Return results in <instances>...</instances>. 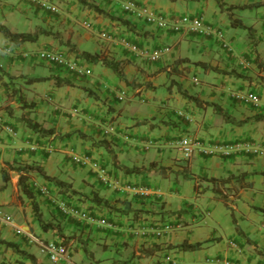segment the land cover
<instances>
[{"label": "crops", "instance_id": "crops-1", "mask_svg": "<svg viewBox=\"0 0 264 264\" xmlns=\"http://www.w3.org/2000/svg\"><path fill=\"white\" fill-rule=\"evenodd\" d=\"M48 1L58 6L57 12L44 10L29 0H20L8 8L7 4H1L2 8L6 7V26L11 31H33L41 27L53 34H42L35 41L15 45L0 33L4 55L0 59V112H10L7 120L17 127L15 136L0 129V209L39 238L60 241L53 230H43L38 224L35 203L42 220L59 222L67 236L68 248H75L71 250V257H76L79 264H170L162 258L167 252L176 257L178 264H191L205 256L237 259L240 264H264V251H260L264 249V213L261 212L264 210V173H261L264 170V120L234 124L205 104L212 102L220 106L234 119L256 113L264 115V0H222L224 5L239 6L231 11L232 16L252 28L257 40L254 50L247 31L231 26L216 0L136 1L166 14H202L206 22L222 32L228 48L212 34L173 33L135 19L122 10L124 0H86L114 17L104 16L76 0ZM117 18L128 19L141 33L128 29ZM84 20L91 23L90 29L82 27ZM104 32H110L113 39H105ZM129 43L136 44L138 50H130ZM68 44H73L79 52L97 53L119 61L121 78L99 62L84 61L91 67L92 74L79 77L68 70L41 64L35 58L36 51L44 46L67 49ZM4 46H10L11 53L3 51ZM161 46L167 47L165 53L152 59V50ZM243 56L256 57L259 65L253 63L252 68L242 69ZM198 70L202 71V77L196 74ZM229 70L232 74L226 73ZM53 74L66 78L71 84L55 85ZM33 77L44 79L32 81ZM180 89L195 96L200 103L183 96ZM248 89L260 96L261 107L257 110L236 97V93ZM122 90L126 97L119 100L117 96ZM16 116L52 127L54 133L39 137ZM64 126L79 129L106 143L92 145L76 132L55 136L69 130H62ZM186 135L208 147L237 138L252 140L263 154L238 152L225 157L220 153L205 155L196 148L189 159L180 158L172 148H177V140ZM31 146L35 149L31 150ZM68 146L101 160L120 183L143 184L161 194L142 199L104 186L94 171L70 160L65 153ZM194 163L205 169L202 175L205 189L210 190L213 197L221 199V193L227 194L224 203L232 208L236 207L233 202L239 200L237 207L242 209V216L239 221L233 218L236 234L228 238L239 243L240 252L221 245L216 246L212 255L201 257L196 250L181 251L174 247L183 240L203 244L218 239L211 236L191 239L183 235L180 230L194 225L188 223H194L198 217L191 207H172L164 198L157 179L158 175L169 177L172 173L174 178L180 173L187 177ZM28 164H38L46 174L70 183L78 192L70 196V202L90 211L93 222L63 215L54 201L60 195L58 187L36 170L24 172L32 195L22 193L16 166ZM120 165L140 171L127 173L118 167ZM149 167L150 170H146ZM228 175L233 177L224 183L209 179ZM152 180L156 182L152 184ZM33 182L49 185L51 193H40ZM193 187L198 194L200 184L196 182ZM82 193L89 196L96 193L114 207L162 210L167 214L176 209L185 211L180 212L173 231L156 238L149 222L157 219L159 213L139 212L132 217L131 212L122 214L97 205L80 195ZM100 218L107 220L110 226L98 225L96 220ZM146 223L149 231L144 236L131 233L132 228H144ZM2 241L14 243L40 264H52L39 251L37 243L3 224H0V264H37Z\"/></svg>", "mask_w": 264, "mask_h": 264}, {"label": "built area", "instance_id": "built-area-1", "mask_svg": "<svg viewBox=\"0 0 264 264\" xmlns=\"http://www.w3.org/2000/svg\"><path fill=\"white\" fill-rule=\"evenodd\" d=\"M40 5L47 10L56 11L57 8L54 4L46 1L40 0ZM122 8L125 12L135 16L137 18H142L149 24L155 25L157 28L161 29H170L174 32H197V33H205V34H213L219 40L222 41V45L228 48V44L223 42L222 32L213 28L211 25L207 24L204 17L201 14H188L182 13L179 15H170L166 16L162 13L156 12L145 5H138L132 0H127L122 3ZM83 25L86 28L90 27V23L87 21L83 22ZM105 39L111 40L113 37L110 33H103ZM131 50H137V47L134 44L128 45ZM8 51V50H7ZM164 51V48L154 49L150 56L152 59L158 58ZM37 57L41 61H44L50 65L59 66L74 72L77 75H88L91 73V70L88 66L83 65L82 63L76 61L74 58L70 57L67 52L57 49L51 48H41L37 51ZM242 67H247L250 62L247 59H243L241 61ZM123 92L119 96L122 98ZM237 99L244 103L248 104L253 108H259L261 101L258 94L252 90H248L245 92L236 93ZM3 117L0 116V124H2ZM2 128L8 132L13 134V130L9 125H2ZM177 145L179 150L182 152L185 158H188L194 152V149L199 148V151L203 153H212V152H220L224 155H229L235 152H246L252 154H261L262 151L255 146L253 143L247 141H234L226 144H212V146H205L198 139L191 138L189 136H182L177 141ZM71 158L73 161L79 165L87 166L94 172H96L97 177L100 182L105 186H108L112 189L128 192L135 195H139L141 197H148L152 191L141 184H133V183H120L114 176L111 175L108 168L98 159L94 158L92 155L88 153H77L73 149L69 150ZM40 192L48 193V190L45 186L39 187ZM57 207L60 211L66 215L77 217L89 222H93L94 218L91 216L89 211L79 209L77 206L68 203L64 199H59L56 201ZM97 224L104 227H109L110 223L107 222L104 218H100L96 220ZM0 224H6L13 228L16 233L26 235L30 240L35 241L40 246L41 252H43L48 260L53 263H62V264H75L70 256L67 253L66 247L55 241H42L39 238L33 236L27 230H25L22 226L17 224L14 218L0 210ZM173 228L172 224L169 221L164 220L158 226L152 228V232L155 236H161L166 232L171 231ZM133 233L136 236H143L146 233L145 228H136L133 229ZM229 245L239 250L238 244L234 240H229ZM167 259H171L167 257ZM175 263V260H171ZM194 264H238L237 262H232L227 259H217L213 257H207L202 261L195 262Z\"/></svg>", "mask_w": 264, "mask_h": 264}, {"label": "trees", "instance_id": "trees-1", "mask_svg": "<svg viewBox=\"0 0 264 264\" xmlns=\"http://www.w3.org/2000/svg\"><path fill=\"white\" fill-rule=\"evenodd\" d=\"M77 2L81 3L82 6L87 7V8H91L93 10H95L96 12L104 15V16H109L108 12L104 11L102 8H100L97 4L93 3V2H89L86 0H76ZM217 4H218V8L221 11H224L227 16H228V20L230 22V25L233 27H238V28H242L245 29L247 31V35L250 38L249 39V44L251 45L252 50H254L255 45H256V36L254 34V32L252 31V28L250 26L245 25L240 19L237 18H233L232 16V10L235 8H239V6L237 5H224L222 0H216ZM109 17H114V16H109ZM118 21L122 24H124L128 29L135 31L136 33H141L139 31L136 30V28L134 27V25H132L128 19L125 18H117ZM0 33L3 35V37L5 39H7L10 43L15 44V45H19L20 43H23L25 41H35L38 36L40 35H48V34H52V32L49 29H43L41 27H36L33 31H11L6 25H4L3 23H0ZM68 51L72 52L74 55V59L80 61L83 60L85 62H89V63H96L99 62L101 65H104L106 67H108L110 70H112L116 76L118 78H121V73H120V64L119 61L115 60L114 58H108L105 56H100L97 53H90L88 51H77L76 48H74L73 44H68ZM256 64L259 65V62H257V58L255 57L253 60ZM226 73L232 74V71H226ZM52 79L54 80V84L57 86H61V85H70L71 82L69 80H67L66 78H63L62 76H59L58 74H53L51 75ZM32 81H39V80H43L44 78L42 77H33L31 78ZM179 89V88H178ZM180 93L187 97L190 98L192 100H194L197 103H200V101L193 95L188 94L185 90L180 89L179 90ZM205 104L210 105L213 107L214 111H216L217 113H220L222 115V117L231 123L234 124H243L247 121H258V120H264V115L262 114H253L250 116H246L242 119H234L233 116H231L228 112H226L224 109H222L220 106L212 103V102H205ZM10 113L8 111H6V113H4V111L0 112V116H2L4 118V114ZM23 124L25 127L31 129V131L38 135L39 137H49L50 135H53L54 133V129L52 127H44L41 124H39L36 121H32L31 119L28 118H24L23 116L19 117L16 116ZM2 125H9L10 127H12L14 129V131H16L17 127H15L14 125H12L8 120L7 117H5L2 121V124H0V127H2ZM78 133V135H80L81 137H85L87 139H89L92 143V145H103L106 142L103 139H93L92 137H90L89 135L85 134L84 132L80 131V130H68L67 132L63 133V134H54L55 136L58 137H63L65 135H71L72 133ZM225 156V155H223ZM226 157V156H225ZM120 167L124 172H134V171H140V169L135 168V167H124L122 165L118 166ZM16 169L19 171V176H18V185L20 186V189L22 191V193H24L25 195L31 196V190L28 188V183L26 182L27 179V175L24 172H28L29 170H36L37 172L40 173V175L47 179L52 181L57 187H58V193L59 194H64L67 196H72L75 193H78L77 190H75L74 188H72L70 186V183L63 181L61 179H58L54 176H50L48 174H46L44 172V170L38 165V164H28L27 166H16ZM146 170H150V167L147 168ZM261 173H264V170L261 171ZM230 177H233V175H228L226 177H222V178H209L212 181H219V182H226ZM2 178L4 180H6V176L5 174H3L2 172ZM83 195L85 197V199H88L92 202H94L97 205H100L102 207H106L108 210H114L118 213H125L127 214L128 212L132 213V217H136L139 212H143V213H159L158 218L156 220H152L151 222H149V224L151 226H158L162 223V221H164L165 215H164V211L162 210H154V209H144V208H130V207H114L112 204H110L109 202H107L104 198L98 196L96 193L92 194V195H88V194H80ZM221 196H219L223 201H227V197L224 194H220ZM33 208L35 211V216L37 218L38 224L40 225V227L43 230H47V229H51L53 230L56 235L60 238V242L64 245H67V239H65L67 236L62 232L61 226L59 224L58 221H44L41 219L40 214L37 212V207L35 205V203H33ZM261 209V208H260ZM264 210L261 209V212ZM176 212V213H174ZM181 210L176 209L173 212H171L170 214H173V218L174 220H176L177 218H179ZM170 214H167L168 216ZM148 223L145 224L146 227H148L149 225ZM208 239L204 240L207 241ZM203 241V242H204ZM5 242L6 245L11 246L14 250H16L18 253L22 254V255H26L28 258H30L32 261L36 262L37 264H40L38 262V260L30 253L24 251V250H20L19 248H17V246L14 243L11 242H6V241H2ZM174 247L178 250L181 251H194L197 250L199 248L202 247V242L200 241H195V242H187L185 240L177 243L174 245ZM260 251H264V249L260 250Z\"/></svg>", "mask_w": 264, "mask_h": 264}, {"label": "rangeland", "instance_id": "rangeland-1", "mask_svg": "<svg viewBox=\"0 0 264 264\" xmlns=\"http://www.w3.org/2000/svg\"><path fill=\"white\" fill-rule=\"evenodd\" d=\"M19 1L20 0H0V23L2 22L4 25L8 23V14L6 11V7L2 8L1 4L2 3L7 4L8 5L7 8H8L9 6H15ZM52 49H56V48L52 47ZM1 50H2V47H1V40H0V59H2L4 56ZM62 50L66 51L69 49L67 48V49H62ZM40 63L44 64L43 62H40ZM250 68H252V66H250ZM196 74L199 77L203 76L202 71H199V70L196 71ZM5 80L7 79L5 78ZM253 88L256 89L254 86ZM4 113H6L5 110H4ZM68 128L69 130H73V129L79 130L76 128H71V127H66V126L62 127V130H68ZM248 141L251 143L254 142L252 140H248ZM172 150L180 158L183 156L181 151L177 149L176 147L172 148ZM199 162H201V160H199ZM200 165L201 164L199 163L192 164L189 170L190 174H188L189 176L187 177H183L180 173L176 178H174V174L172 173V175H169V177H161L158 175L157 179L160 180V188H161V191L163 192L164 198L171 204L172 207H178V206L179 207H184V206L191 207L193 208L196 214V217H198V220L195 221L194 223H191V222L188 223V224H194V225H191L189 227H186L180 230L182 231L183 235L187 234L186 236L190 237L191 239H198L200 237H206V236L218 237L217 240H213L212 238L213 242L212 241H208L207 243L204 242L202 244L203 245L202 249L199 248V250H196V253L198 255H201L202 257L204 254L212 255V253H214V251L216 250V246H221V245H222L221 247H225V245L227 246V241L228 239H230L228 238V236L229 235L231 236L234 233L236 234L235 232L236 223L233 221V218H236L239 221V218L242 216V209L240 207H237V205L238 206L240 205L239 200H236L233 202V204L235 203L236 207L232 208L230 205H225L223 200L213 197L212 192L210 190L205 189L206 182L202 178V175L204 174L205 169H201ZM203 165L204 164H202V166ZM155 182L156 180H152V184H154ZM196 182L200 184V188H201L198 194L194 190V187H193V185ZM59 196H61V194ZM67 199H69L68 196H67ZM184 211L185 210H182L181 212H184ZM164 215H165V218L170 216V215L169 216L167 215V212H164ZM175 221L176 220H174L173 218L171 220V223H173L174 225ZM72 249L74 250L75 248L73 247L69 249L70 254H71ZM101 251L102 250H100L98 253H100ZM166 251H170V250H166ZM167 253L171 255L170 252H167ZM165 255L166 254H163L162 258H164ZM72 260L78 263L77 262L78 260L76 259V257H73ZM178 262L179 261H177L176 264H178Z\"/></svg>", "mask_w": 264, "mask_h": 264}, {"label": "clouds", "instance_id": "clouds-1", "mask_svg": "<svg viewBox=\"0 0 264 264\" xmlns=\"http://www.w3.org/2000/svg\"><path fill=\"white\" fill-rule=\"evenodd\" d=\"M29 1H33V2H36L39 6H40V8H42V9H44V10H47V9H45L44 7H42L41 5H40V3H39V1L40 0H29ZM46 1H48V0H46ZM125 1H127V0H124L122 3H124ZM132 1H134L136 4H138V5H145V6H148V5H146V4H143V3H141V2H139V1H136V0H132ZM48 2H50V1H48ZM50 3H52V4H54L55 6H56V8H57V10L56 11H50V10H47V11H49V12H57L58 11V6L54 3V2H50ZM149 7V6H148ZM121 8H122V4H121ZM150 8V7H149ZM152 9V8H151ZM122 10H123V8H122ZM153 10V9H152ZM124 11V10H123ZM125 12V11H124ZM156 12H158V11H156ZM126 14H128V15H130V16H132L131 14H129V13H127V12H125ZM159 13H162V12H159ZM183 13H186V12H183ZM162 14H164V15H166V16H170V15H179V14H166V13H162ZM180 14H182V13H180ZM188 14H200V13H188ZM202 15V14H201ZM203 16V15H202ZM133 18H135V19H138V20H143L145 23H147V24H149L148 22H146L144 19H142V18H137V17H135V16H132ZM204 17V16H203ZM205 19V18H204ZM84 21H87V20H84ZM84 21H82V25H83V22ZM206 21V20H205ZM87 22H89V21H87ZM90 23V22H89ZM207 24H209L208 22H206ZM150 25H153V24H150ZM210 25V24H209ZM155 28H157L155 25H153ZM212 26V25H211ZM83 27L84 28H86L84 25H83ZM91 28V23H90V27L89 28H86V29H90ZM157 29H160V30H169V31H171V32H173V33H180V32H174V31H172V30H170V29H161V28H157ZM181 32H185V31H181ZM107 33H110V32H107ZM191 33H197V32H191ZM111 34V33H110ZM198 34H205V33H198ZM112 35V34H111ZM208 35H210V34H208ZM213 35V34H212ZM113 37V36H112ZM113 39V38H112ZM218 39V38H217ZM219 40V39H218ZM221 41V40H220ZM224 42V41H223ZM129 44H134V43H129ZM221 44H222V41H221ZM135 46H136V44H134ZM223 46V45H222ZM129 47V46H128ZM137 47V46H136ZM224 47V46H223ZM42 48H49V47H42ZM158 48H164V51H163V53L158 57V58H160L164 53H165V51H166V49H167V47L166 46H161V47H158ZM158 48H156V49H158ZM226 48V47H225ZM41 49V48H40ZM40 49H38V50H40ZM52 49V48H51ZM8 50V51H7ZM37 50V51H38ZM57 50H62V49H57ZM131 50V49H130ZM137 50H138V48H137ZM137 50H132V51H137ZM3 51H5L6 53H11V47L9 46H4L3 47ZM37 51H36V53H35V56H36V58L38 59V57H37ZM62 51H65V50H62ZM153 51V50H152ZM65 52H67L68 53V55L70 56V57H74V55H73V53L72 52H69L68 50H66ZM158 58H156V59H158ZM243 59H247L249 62H250V64L247 66V67H245V68H248L249 66H251L253 63H255L253 60H254V58L253 57H242L241 58V61L243 60ZM39 60V62H43V63H45V64H48V63H46V62H44V61H41L40 59H38ZM76 60V59H75ZM76 61H78V60H76ZM241 61H240V65L242 66V64H241ZM78 62H80V63H82L83 65H86V66H88L89 68H90V70H91V67L88 65V64H86L83 60H80V61H78ZM48 65H50V64H48ZM51 66H54V65H51ZM55 68H57V69H61V70H67V69H65V68H62V67H59V66H54ZM242 69H244L243 67H242ZM68 71H70V70H68ZM70 72H72V71H70ZM72 73H74V72H72ZM91 73H92V70H91ZM91 73L90 74H88V75H91ZM75 74V73H74ZM76 76H79V77H82V76H88V75H77V74H75ZM248 90H251V89H248ZM248 90H246V91H248ZM252 91H254V92H256L255 90H252ZM123 92V96H122V98H119V96L121 95V93ZM243 92H245V91H243ZM257 93V92H256ZM258 94V93H257ZM259 96V95H258ZM118 99L119 100H122L123 98H125L126 97V94H125V91H120V93L118 94ZM259 98H260V96H259ZM261 101V100H260ZM246 105H248V104H246ZM248 106H250V105H248ZM251 107V106H250ZM260 107H261V104H260ZM259 107V108H260ZM252 109H254V110H257V109H259V108H253V107H251ZM178 114H180V113H178ZM5 117H7V114H4V118ZM3 118V119H4ZM12 128V127H11ZM0 129H2V130H4L2 127H0ZM12 130H13V134H11V133H8V132H6L5 130V132L7 133V134H9V135H11V136H15L16 135V131H14V129L12 128ZM186 136H189V135H186ZM182 137V136H181ZM180 137V138H181ZM189 137H191V136H189ZM179 138V139H180ZM191 138H195V137H191ZM195 139H197V138H195ZM199 140V139H198ZM178 141V140H177ZM234 141H247V142H249L248 140H246V139H241V138H237V139H235V140H233V141H227V142H223V144H226V143H231V142H234ZM251 143V142H250ZM222 144V143H221ZM253 144L255 145V146H257L258 148H259V145L258 144H256V143H254L253 142ZM176 145H177V142H176ZM177 148H178V145H177ZM30 149L31 150H34L35 149V146L33 147V146H31L30 147ZM70 149H73L75 152H77L75 149H74V147H72V146H68V147H66V150H65V153H66V155L70 158V160L74 163V164H76V165H79V164H77V163H75L74 161H73V159L71 158V155H70V153H69V150ZM179 149V148H178ZM260 149V148H259ZM195 150V149H194ZM261 150V149H260ZM262 151V150H261ZM201 152V151H200ZM243 152V151H242ZM77 153H79V154H81V153H88V154H90V155H92L91 153H89V152H77ZM182 153V152H181ZM194 153V152H193ZM192 153V154H193ZM202 154H205V155H212V154H215V153H220V152H212V153H203V152H201ZM235 153H238V152H235ZM243 153H246V152H243ZM220 154H222V153H220ZM232 154V153H231ZM246 154H251V155H254V156H261L262 155V153L261 154H252V153H246ZM183 155V154H182ZM222 155H224V154H222ZM230 155V154H229ZM93 156V155H92ZM192 156V155H191ZM190 156V157H191ZM225 156H228V155H225ZM94 157V156H93ZM190 157H188V158H185L184 157V155H183V158H185V159H189ZM94 158H96V157H94ZM97 159V158H96ZM99 160V159H98ZM101 161V160H100ZM102 162V161H101ZM103 163V162H102ZM104 164V163H103ZM105 166H106V164H104ZM79 166H82V165H79ZM82 167H84V168H89V167H87V166H82ZM107 167V166H106ZM108 168V167H107ZM90 169V168H89ZM91 170V169H90ZM109 170V169H108ZM93 171V170H92ZM95 174H96V172H95ZM96 176H97V174H96ZM98 178V177H97ZM98 180H99V178H98ZM100 181V180H99ZM127 183V182H126ZM129 183V182H128ZM133 184H139V183H133ZM104 185V184H103ZM141 185H143V184H141ZM40 186H45L46 188H47V190H48V193H42V192H40V189H39V187ZM105 186V185H104ZM144 186H146V185H144ZM33 187H35V188H37L38 189V191L40 192V193H42V194H44V195H49L50 193H51V191H50V187H49V185H46V184H37L36 182H33ZM146 187H148V186H146ZM151 191H152V193L148 196V197H141V196H139V195H135V194H132V193H130V194H132V195H134V196H137V197H139V198H142V199H146V198H149L150 196H152L153 194H159L158 192L159 191H153V189H151L150 187H148ZM115 190V189H114ZM125 193H128V192H125ZM64 194H61V196H59L58 198H55L54 199V201H55V205H56V208L60 211V209L57 207V203H56V201L57 200H59V199H64V200H66L68 203H70V204H73V203H71L70 202V200L69 199H67V195H64ZM160 195V194H159ZM225 195V194H224ZM226 197H227V194L225 195ZM69 198H70V196H68ZM73 205H75V204H73ZM75 206H77L79 209H82V208H80L78 205H75ZM0 210H2V209H0ZM82 210H87V209H82ZM2 211H4V210H2ZM88 211V210H87ZM5 212V211H4ZM61 212V211H60ZM7 213V212H6ZM62 213V212H61ZM89 213L91 214V212L89 211ZM9 214V213H8ZM63 215H66V214H64V213H62ZM174 214V213H173ZM173 214H170V216L169 217H167L165 220H167V221H169L170 223H171V220L173 219V217H171V216H173ZM11 215V214H10ZM12 216V215H11ZM66 216H69V215H66ZM13 217V216H12ZM71 217H73V216H71ZM14 218V217H13ZM74 218H77V217H74ZM80 219V218H79ZM14 220H15V218H14ZM80 220H83V219H80ZM154 220H156V219H154ZM16 222H17V220H15ZM86 221V220H85ZM17 224H19L20 226H22L21 225V223H18L17 222ZM172 224V226H173V228H172V230L171 231H173L174 229H175V224L173 225V223H171ZM3 225H6V224H3ZM7 226H9V225H7ZM10 227V226H9ZM23 227V226H22ZM153 227H155V226H152L151 227V232H152V228ZM12 228V227H11ZM24 228V227H23ZM137 227H134V228H132V230H131V233L132 234H134L133 233V229H136ZM139 228V227H138ZM145 229H146V233H147V231H149L147 228H146V226L144 227ZM25 230H27L29 233H31L29 230H28V228L26 229V228H24ZM12 230H13V228H12ZM14 231V230H13ZM171 231H169V232H171ZM15 232V231H14ZM16 233V232H15ZM145 233V234H146ZM166 233H168V232H166ZM166 233H164L163 235H165ZM16 234H19V233H16ZM32 234V233H31ZM144 234V235H145ZM152 234H153V232H152ZM21 235H24V234H21ZM33 236H35V237H37V238H39L38 236H36V235H34V234H32ZM135 235V234H134ZM143 235V236H144ZM163 235H161V236H163ZM24 236H26V235H24ZM136 236V235H135ZM153 236L154 237H156V238H160L161 236H155L154 234H153ZM27 237V236H26ZM138 237H141V236H138ZM28 238V237H27ZM29 239V238H28ZM40 240H42V241H44V242H46V241H55V242H58V243H61L60 241H57V240H43V239H41V238H39ZM229 240H234L237 244H238V246H239V250H236V249H234V248H232L230 245H229ZM31 241H33V240H31ZM33 242H35V241H33ZM36 243V242H35ZM38 244V243H37ZM62 244V243H61ZM64 245V244H63ZM227 245L230 247V248H232L234 251H236V252H240L241 251V247H240V245H239V243L234 239V238H230V239H228V241H227ZM65 247H66V249H67V253H68V255L70 256V258H71V260H72V257H71V254L69 253V249H68V246L67 245H64ZM38 247H39V251L41 252V249H40V246L38 245ZM41 253H43V252H41ZM44 254V253H43ZM164 254H166L165 255V257H164V259H165V261L166 262H168V263H170V264H176L177 263V259L174 257V256H172V255H169L168 253H164ZM45 255V254H44ZM46 256V255H45ZM167 257H170L171 259H167ZM207 257H213V258H217V259H224V258H218V257H216V256H205L204 258H202V259H198V260H195V261H193V262H191V264H194L195 262H198V261H202V260H204L205 258H207ZM46 259L48 260V258H47V256H46ZM175 260V263H173L171 260ZM225 259H227V260H229V261H232V262H237L238 264H240L239 263V261L237 260V259H231V258H228V257H225ZM50 263H52V264H62V263H53V262H51L50 260H48ZM75 264H78V263H76L74 260H72Z\"/></svg>", "mask_w": 264, "mask_h": 264}]
</instances>
